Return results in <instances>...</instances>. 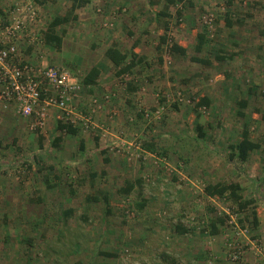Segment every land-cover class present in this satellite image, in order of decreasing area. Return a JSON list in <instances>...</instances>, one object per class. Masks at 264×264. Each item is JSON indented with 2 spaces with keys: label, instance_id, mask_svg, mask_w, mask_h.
Returning a JSON list of instances; mask_svg holds the SVG:
<instances>
[{
  "label": "rangeland",
  "instance_id": "374dc122",
  "mask_svg": "<svg viewBox=\"0 0 264 264\" xmlns=\"http://www.w3.org/2000/svg\"><path fill=\"white\" fill-rule=\"evenodd\" d=\"M29 9L37 21L17 42L18 58L64 67L79 82L91 67H100L101 85L81 86L69 122L83 129L71 138L56 128L63 112L52 109L45 131L35 133L12 105L0 106V264H239L229 257V244L241 247L243 264H264V123L256 112L264 109L263 82L244 110L248 117L237 115L236 104L246 97L236 70L251 67L247 60L259 68L255 78L264 81V0H0V20L28 17ZM208 14L214 18L211 26L202 20ZM56 17L67 19L54 30L59 47L46 37ZM167 24V37L188 47L185 56L167 54L166 46L158 49ZM198 33L206 39L200 52L195 51ZM137 39L143 60L122 81L105 49L117 44L129 51ZM136 83L149 87L155 102L144 106L139 97L129 99L132 105L125 110L119 101L131 96L128 88ZM200 96L212 101L206 110L195 105ZM110 110L123 124L119 138L131 145L108 141L107 174L102 176L94 156L91 178L84 158L74 155L87 137L94 147L99 129L90 125L86 131L79 118L107 121ZM198 124L202 136L196 133ZM243 125L261 146L252 163L260 159L263 167L259 174L250 172L254 177L239 172L235 178L225 159ZM150 144L151 156L144 147ZM46 178L53 185L47 186ZM139 179L141 187L129 195L118 193L126 180ZM217 181L242 184L260 215L257 227L246 219L247 210L200 192ZM104 193L109 213L104 202H86V196ZM142 200L145 207L139 210ZM68 209L73 211L69 217L63 215ZM224 215L219 234L203 233L202 221ZM177 223L190 232L178 235Z\"/></svg>",
  "mask_w": 264,
  "mask_h": 264
},
{
  "label": "trees",
  "instance_id": "16d2710c",
  "mask_svg": "<svg viewBox=\"0 0 264 264\" xmlns=\"http://www.w3.org/2000/svg\"><path fill=\"white\" fill-rule=\"evenodd\" d=\"M160 1V0H158ZM162 14V13H161ZM179 14V13H178ZM164 15V14H162ZM67 21L66 18L62 17H56L54 18L47 27L46 37L48 41L53 42L56 47H59L61 44V38L57 36L54 32L55 28L59 25H62ZM226 23L229 25L230 21H226ZM166 30L164 31L163 36L160 38V44L158 46V49H160L162 46H166V52L170 55L175 56H185L187 52V46L185 44H182L181 42H176L174 39L170 40V38L167 37L166 31L168 30V24L165 26ZM167 40L169 42L167 43ZM205 34H196L195 35V51L200 52L202 48L204 47L205 43ZM138 42H134L132 47L129 51H124L122 48L119 47L117 44H113L111 47H109L105 51V57L107 60L112 64L113 68L117 70L116 75L119 79H121L122 75L126 72H129L132 70V68L136 67L137 65H140L142 62V57L139 55V50L137 48ZM232 56L229 57L231 59ZM193 61L200 63V64H209V61L202 60L198 58H192ZM218 60H222V58H217ZM100 76V69L98 67H91L84 75L79 77L81 86L84 87H91L96 84V80ZM76 77V76H75ZM77 78V77H76ZM137 79V77H135ZM78 79V78H77ZM127 86V85H126ZM253 88L248 89V94H255L254 91H252ZM212 104V101L207 96H200L195 101L196 107L204 108L205 110L210 107ZM239 108L244 109L246 107L245 101H240ZM112 112V111H111ZM142 112V111H141ZM258 113V116L262 122H264V110L256 111ZM239 117H243L244 114L242 111L237 112ZM111 115V113H110ZM82 117V116H81ZM115 117V116H114ZM84 118V117H83ZM92 120V119H91ZM88 126L92 125L89 123H83ZM57 130H59L61 133H67L70 135H74L77 133V129L74 128L73 123L71 122H63L62 119H59L56 124ZM202 126L196 125V133L199 136H202ZM239 140H235V142H231L228 147V156L226 157V163L231 164L232 166L236 165L237 163H244L248 160L250 154L256 150H259L261 148L260 144L254 141L250 137L249 130L246 128V126L243 125V128L241 130V133L239 135ZM59 141V139H56L55 143ZM145 149L147 151H153L154 145H144ZM80 148H82V144H80ZM47 186H50V181L46 178L45 179ZM138 183V185H137ZM139 186H142V181L139 179L137 182H131L129 180H126L124 183V186L121 187L119 190V194L123 195H129L131 192L134 191V189ZM202 194L210 199H225L231 202L232 205L239 208L238 211L245 212L247 210L250 212L249 216H247L246 219L252 223L254 227H257L259 225V213H257V210L255 207H253L254 199H246L243 195V187H241V184L239 182H226V181H217L215 183H206V185L202 188ZM250 198V197H249ZM86 202H104L107 204L106 213H109V207H108V195L102 194L94 195V196H86ZM145 200H142V202H139L137 204L138 209L142 210L145 207ZM211 211V210H210ZM73 214L72 209H68L67 211L63 212L64 216H71ZM228 217L226 215L224 216H215L214 218L208 217L205 221H202L201 223L204 224L205 230L203 233H206L208 236H215L219 234V231L221 227L225 224V220ZM175 232L180 235H186L190 232L189 227H184L180 223L175 224L174 228ZM102 255L105 256H111V254L108 253H102Z\"/></svg>",
  "mask_w": 264,
  "mask_h": 264
},
{
  "label": "built area",
  "instance_id": "2783aa9c",
  "mask_svg": "<svg viewBox=\"0 0 264 264\" xmlns=\"http://www.w3.org/2000/svg\"><path fill=\"white\" fill-rule=\"evenodd\" d=\"M36 17L35 10L29 9L28 17L0 20V102L12 105L17 115L28 120V129L31 132L43 133L52 109L63 112V121L69 122V114H72L71 108L79 96L81 85L64 67L34 65L18 58L17 42L21 36L27 37L28 30L37 21ZM202 20L204 24L211 26L214 18L208 14ZM179 95V92L176 93V97ZM110 98V94L105 96V100ZM189 103L190 100L187 101V104ZM149 115V112L145 111L144 116ZM111 116H116V111H112ZM83 119L85 123L92 124L90 115L84 116ZM84 126L87 127L86 124ZM229 247L231 260L243 264L241 247L232 248V244H229Z\"/></svg>",
  "mask_w": 264,
  "mask_h": 264
},
{
  "label": "crops",
  "instance_id": "0c3cea01",
  "mask_svg": "<svg viewBox=\"0 0 264 264\" xmlns=\"http://www.w3.org/2000/svg\"><path fill=\"white\" fill-rule=\"evenodd\" d=\"M136 42H138L137 48L139 50V55H142V52H143L142 51L143 50V47H142L143 46V43L140 42L139 39H137ZM112 45H108L106 47L105 51L109 47H111ZM149 58H153V55L151 54L149 56ZM239 60H241V59H238V61ZM247 63L248 64H251V67H249L246 71H245L244 68H240V69L236 70L238 72V73H236V80L238 82L237 83V86H239L241 90L246 91V97L245 98L243 97L242 99H238V102L236 103L237 106L239 107V104L238 103L240 101H245L246 102V107L244 109H240L239 108L240 110H238V111H242L243 112V114H244L243 117H248L249 114H250V113L247 114V112L244 111V110L247 111V109H249V107H250L249 99L253 96V94H248V89L252 87L253 88L252 91H255V90H257V88L259 89L262 86V82L264 84V81L263 80H259V78H255L256 77L255 74L256 75L259 74V68L256 67L255 64L252 63L251 60H247ZM98 68L100 69V67H98ZM100 76H101V69H100ZM100 76L96 80V84L95 85H97V86L101 85V84H98L100 82V78H101ZM102 79H105V78L102 77ZM246 82L250 84L249 87H248V85L245 87V85L243 84V83H246ZM103 85H105V83ZM251 85H253V86H251ZM94 86H91V87H94ZM128 91L131 92L130 93L131 96H128L127 100L126 99L125 100L123 99L122 101L121 100L119 101L120 106H122L125 110L128 108V106L132 105V100H129V99H133V98L136 99V98L139 97V98H141V102L144 104V106L145 105H150V103H152L154 101L153 94H151V90H150L149 87H147V88L146 87H143L142 88V87L139 86V84L136 83V85H134V86H131L130 85V87L128 88ZM137 93H139V94L136 95ZM110 102L111 101H109V103ZM109 103L107 102L106 104H103V107L106 106ZM0 106H2L3 108H5V105L2 104V103H0ZM113 110H115V107L114 106H113ZM113 110L108 111V116H107V121L108 122L105 121V120H102V117L101 116H99L100 117L99 121H92V125H93V127L91 126L92 129L93 128L99 129V130H97L98 134L97 135L95 134V136H94V140H95L94 147H93V144H92L91 140L88 141V137H87L86 140L79 142V144L77 146V151H75L76 154L74 155V158H78V159L80 158L79 160H81L82 158H84V161L90 167L89 175H90L91 178H94L96 176V174L94 172L96 170L94 169L95 166H94V163H93L94 162V159H93L94 156L96 157L97 164H98L99 168L102 169L100 171V173L102 174V176H104V175L107 174L108 164H109V160L107 158V154L110 151L109 150L110 145L107 143L108 141L118 142L119 144L126 143V144L131 145L128 141H126V139L124 137L123 138H119V136H120L119 134L123 132L122 131L123 124L121 122L117 123L118 121L115 118H114V120L112 119L113 117L110 115V113ZM262 110H264V109H259L260 113H261ZM82 118L83 117H81L79 119L81 121V124L80 125L83 126V123L85 122V119H82ZM76 127H77V125H74V128L77 129V133L74 134V135H70V134H67V133H61L59 130H57V131H59L60 134H62L63 137H65V138H71V137L77 136L79 132H82L81 130L83 128L81 126H80L81 128H76ZM89 128H87L86 131H88ZM241 130L242 129H240V127H239V133H238L239 135L241 133ZM239 135L237 136L236 140H239L240 139L239 138ZM80 144H82V148H80ZM97 151H99V152H97ZM145 151L147 152V150H145ZM255 152H257V150L254 151V152H252V153H255ZM97 153H100L101 156H102V158L99 157ZM252 153L250 154V156H249V158H248V160L246 162H244V163H237V165H234V167H232L233 168V172L235 173V176H234L235 178H237L239 176V172H244V174H246L247 177H254L255 174H253L252 176H250V172L255 171L257 173L258 170L260 169V166L263 167V163L260 164V159H258V163H252V160H253V156H252L253 154ZM146 154H148L149 156H151V153H149V152H147ZM131 159H128V161L131 160ZM100 163H102V164H100ZM105 165L107 167H104ZM77 167H80V162L77 165ZM240 167H242V171H241V168ZM257 174H259V173H257ZM263 176H264V173H263ZM62 178L63 177H61L59 179V181H62ZM187 180L190 181L189 179H187ZM45 184L47 185L46 181H45ZM54 184H57V183L55 182ZM50 185H53L51 181H50ZM92 185H94V184H92ZM241 187H242V184H241ZM100 192H102V190L100 188H97V193H100ZM200 192H203V191L200 190ZM106 193H104V194H106ZM92 195L93 194L88 195V196H92ZM97 195H99V194H97ZM243 195H244V192H243ZM244 196L247 197L246 195H244Z\"/></svg>",
  "mask_w": 264,
  "mask_h": 264
}]
</instances>
